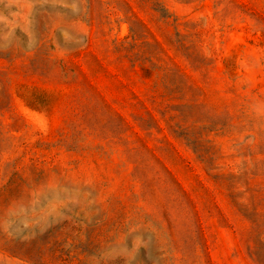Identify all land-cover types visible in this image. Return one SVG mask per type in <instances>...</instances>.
<instances>
[{"label": "rangeland", "instance_id": "1", "mask_svg": "<svg viewBox=\"0 0 264 264\" xmlns=\"http://www.w3.org/2000/svg\"><path fill=\"white\" fill-rule=\"evenodd\" d=\"M0 264H264V0H0Z\"/></svg>", "mask_w": 264, "mask_h": 264}, {"label": "trees", "instance_id": "2", "mask_svg": "<svg viewBox=\"0 0 264 264\" xmlns=\"http://www.w3.org/2000/svg\"><path fill=\"white\" fill-rule=\"evenodd\" d=\"M159 14H160V18L161 19H163V20H167L169 17H170V15L168 14V11H167V9L165 8V7H161L160 9H159ZM195 149V148H194ZM195 152H198V151H196V149H195ZM198 155V158L201 160V161H203V159H202V157H200L201 155H199V153H197Z\"/></svg>", "mask_w": 264, "mask_h": 264}]
</instances>
